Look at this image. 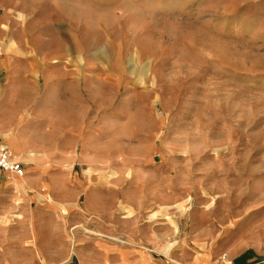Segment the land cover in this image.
I'll return each mask as SVG.
<instances>
[{
	"label": "rangeland",
	"instance_id": "rangeland-1",
	"mask_svg": "<svg viewBox=\"0 0 264 264\" xmlns=\"http://www.w3.org/2000/svg\"><path fill=\"white\" fill-rule=\"evenodd\" d=\"M119 2L112 14L79 12L83 24L96 20L98 36L129 44L130 97H153L127 122L130 169L84 183L77 209L63 215L43 209L56 200L29 174L0 170V264H54L70 251L88 259L97 241L165 259L207 249L214 260L236 243L258 256L252 263L264 261V0ZM44 184L54 196L69 193L68 184ZM99 201L112 210L96 218L80 209ZM55 224L65 248L48 245L42 257L36 233Z\"/></svg>",
	"mask_w": 264,
	"mask_h": 264
},
{
	"label": "crops",
	"instance_id": "crops-1",
	"mask_svg": "<svg viewBox=\"0 0 264 264\" xmlns=\"http://www.w3.org/2000/svg\"><path fill=\"white\" fill-rule=\"evenodd\" d=\"M119 1H0V142L22 165L24 176L29 174L27 180L32 177L37 188L46 192L43 197L56 200V205L43 207L55 214L75 211L77 206L72 203L84 183L107 182L113 174L130 169L122 158L123 143L128 141L124 134L130 132L127 122L137 103L153 101V97H130V66L123 58L130 47L124 38L98 36L96 20L82 22L87 14L79 12L80 6L91 7L94 15L112 14L117 5H123ZM48 2L53 13L46 9ZM65 6L77 10L73 17L58 13ZM106 52L113 54L112 60H99L97 54ZM53 182L68 184L69 193L62 198L48 192L44 183L51 186ZM64 207L67 210L63 211ZM25 209L32 213L29 207ZM80 209L100 217L112 207L99 201L92 209ZM28 226L33 230L32 223L26 224V230ZM40 228L36 237L42 257L48 245L65 248L59 239L64 232L59 225ZM93 247L88 259L70 251L54 264H211L218 260L222 264H254L258 259L236 243L226 246L227 251L217 260L207 249H189L184 256L171 254L165 259L147 251L140 255L144 248L128 253L103 241ZM29 255L27 262H33L34 255ZM260 260L255 264H264Z\"/></svg>",
	"mask_w": 264,
	"mask_h": 264
},
{
	"label": "built area",
	"instance_id": "built-area-1",
	"mask_svg": "<svg viewBox=\"0 0 264 264\" xmlns=\"http://www.w3.org/2000/svg\"><path fill=\"white\" fill-rule=\"evenodd\" d=\"M0 170L14 174L18 177H21L24 174L20 163L14 159L11 151L3 143L0 144Z\"/></svg>",
	"mask_w": 264,
	"mask_h": 264
},
{
	"label": "bare ground",
	"instance_id": "bare-ground-1",
	"mask_svg": "<svg viewBox=\"0 0 264 264\" xmlns=\"http://www.w3.org/2000/svg\"><path fill=\"white\" fill-rule=\"evenodd\" d=\"M16 177V176H15Z\"/></svg>",
	"mask_w": 264,
	"mask_h": 264
}]
</instances>
